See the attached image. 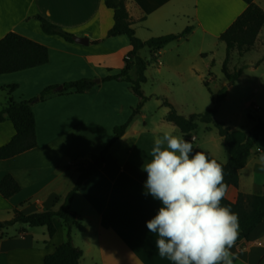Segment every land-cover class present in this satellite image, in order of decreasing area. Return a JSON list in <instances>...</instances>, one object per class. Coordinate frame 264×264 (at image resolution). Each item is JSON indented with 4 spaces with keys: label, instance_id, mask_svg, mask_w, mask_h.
<instances>
[{
    "label": "crops",
    "instance_id": "obj_1",
    "mask_svg": "<svg viewBox=\"0 0 264 264\" xmlns=\"http://www.w3.org/2000/svg\"><path fill=\"white\" fill-rule=\"evenodd\" d=\"M255 2L264 9V0ZM126 3L136 35L144 41L180 33L188 26L192 30L159 50L156 54L159 67L147 66V81L142 90L149 99L111 146L105 166L75 192L71 207L78 224L73 228V240L83 251L80 264H174L159 256L158 236L147 228V221L162 204L146 193L147 172L142 166L152 159L149 153L156 136L173 129L181 132L167 119L169 107L163 100L187 115L182 108L186 98L194 96L191 80L206 79L210 83L214 79L213 74L209 79L206 77L209 62L205 70L189 62L190 51L195 47L183 48L181 43L197 37L198 52L204 55V43L220 39V34L247 4L243 0H126ZM36 15L76 37H87L88 43L45 33ZM113 24L114 11L104 0H0V39L8 32H16L49 50L45 64L0 74V109L10 97L16 101L32 99L49 86H58L60 90L64 83L81 78L97 82L83 93L68 89L34 102L38 146L0 159V180L10 173L21 186L9 198L0 193V221L11 219L15 208L30 214L53 207L77 180L79 173L73 161L99 153L113 137L114 127L126 122L139 103L129 82L102 80L119 72L132 51L127 35L107 36ZM262 29L254 47L264 44L260 38ZM145 48L150 56L151 49L145 46L140 50L146 60ZM11 85L15 87L9 92L5 87ZM176 88H184L185 93H178ZM153 101L155 104L151 106ZM199 123L192 136L184 138L192 141L194 152L206 150L209 159L215 158L224 168L230 154L222 144V137L217 128L202 122L201 133H196ZM15 133L10 120L0 122V147ZM262 152L260 147L252 149L240 171L239 187L228 188L226 196L230 201H236L240 192L264 194V155L258 156ZM53 221L56 228L53 236H49L46 226L17 223L0 228V264H44L46 255L66 240L64 223L58 218ZM230 251L237 257L234 264H264V219L249 239L235 243Z\"/></svg>",
    "mask_w": 264,
    "mask_h": 264
},
{
    "label": "trees",
    "instance_id": "obj_2",
    "mask_svg": "<svg viewBox=\"0 0 264 264\" xmlns=\"http://www.w3.org/2000/svg\"><path fill=\"white\" fill-rule=\"evenodd\" d=\"M243 1L247 7L219 37L226 44V57L222 63V72L227 78L229 86L233 85L243 73L242 67L234 70L230 68L233 52L236 50L240 56H243L252 50L264 25V9L255 0ZM104 3L114 11V24L108 30L107 36L127 35L132 45V51L125 58V65L119 72L108 75L102 80L116 79L129 82L133 93L139 98V103L133 108L132 115L126 122L114 127L113 137L99 153H91L86 158H78L73 161L79 173L77 180L72 189L57 199L53 207L30 214H25L19 208H15L11 219L0 221V228L17 223L28 224L32 227L46 226L49 236H53L56 231L53 220L54 218L60 219L66 227V240L57 246L53 253L46 255L44 264H80L83 251L74 244L73 240V228L78 224V219L76 212L71 207L72 199L84 181L105 166L111 146L126 132L133 117L140 112L144 103L149 99L142 90L143 83L147 81L145 71L148 61L140 55V50L148 46L151 49V56L155 58L163 46L186 36L192 30V26H188L180 33L161 35L144 41L136 35L126 0H104ZM36 18L45 33L58 34L68 41H75L74 34L51 23L41 15H36ZM48 60L47 46L31 38L16 32H8L0 39V74L33 68L47 63ZM96 84L95 79L81 78L64 83L63 89L60 90L57 89L58 86L46 87L32 99L16 101L10 97L4 107L0 109V122L10 120L16 133L8 143L0 147V159L14 157L38 146L35 115L32 108L34 102L68 89L83 93ZM205 84L207 87L209 86L206 80ZM14 87L11 85L5 89L10 92ZM227 91L228 86L224 85L216 93L211 92L213 105L203 112L189 115L179 113L176 107L167 100H163V103L169 107L167 119L174 122L187 138L192 136L199 122L217 128L222 137V144L227 147L230 154L223 168L224 180L229 187H239L240 171L246 166L252 149L260 142L264 144V120L253 119L254 126L248 132L233 130L223 121L217 120L218 108L226 98ZM20 190L21 186L12 174L7 173L0 180V193L5 198L12 197ZM221 203L229 205L231 211L238 216L239 234L236 243L249 239L251 232L264 219V194L240 192L236 201H230L226 196Z\"/></svg>",
    "mask_w": 264,
    "mask_h": 264
},
{
    "label": "clouds",
    "instance_id": "obj_3",
    "mask_svg": "<svg viewBox=\"0 0 264 264\" xmlns=\"http://www.w3.org/2000/svg\"><path fill=\"white\" fill-rule=\"evenodd\" d=\"M149 155L144 187L162 206L147 228L158 236L159 256L174 264H234L239 224L221 203L229 187L222 165L206 150L194 152L175 129L156 136Z\"/></svg>",
    "mask_w": 264,
    "mask_h": 264
},
{
    "label": "rangeland",
    "instance_id": "obj_4",
    "mask_svg": "<svg viewBox=\"0 0 264 264\" xmlns=\"http://www.w3.org/2000/svg\"><path fill=\"white\" fill-rule=\"evenodd\" d=\"M261 40H264V26L260 35ZM257 44L252 50L240 56L235 50L231 57L230 68L232 70L243 68L242 76L233 84L228 85V80L222 72V63L226 57V44L220 39L212 38L204 43L205 53L202 55L198 52L200 42L197 37L189 41H183L181 47L194 48L190 51L191 55L189 62H195L205 70L206 63L209 62V71L205 72L207 79L209 75L214 76V79L207 87L205 80L202 82L197 79L191 80L190 89L193 90L194 96L186 98L183 106V111L189 115L191 113L203 112L213 105L211 92L216 93L222 86H228L226 98L220 104L216 119L223 121L226 125L234 130L248 132L254 126L253 119L264 120V44ZM191 49V50H192ZM144 57L149 62L148 68L159 67L156 58L150 56L149 49L145 48ZM160 58V56H159ZM161 59V58H160ZM165 61V60H164ZM210 72V73H209ZM207 81V80H206ZM151 82V81H150ZM150 82L147 88L150 89ZM180 87V86H179ZM178 93H185L184 88H176ZM181 97V96H179ZM155 101L151 103V106ZM185 115V114H184ZM199 123V128L196 133H201L203 127ZM263 149L258 156L262 158L264 155V144L260 142L256 147Z\"/></svg>",
    "mask_w": 264,
    "mask_h": 264
},
{
    "label": "water",
    "instance_id": "obj_5",
    "mask_svg": "<svg viewBox=\"0 0 264 264\" xmlns=\"http://www.w3.org/2000/svg\"><path fill=\"white\" fill-rule=\"evenodd\" d=\"M77 42H79V43H88V38L87 37H76V39H75Z\"/></svg>",
    "mask_w": 264,
    "mask_h": 264
}]
</instances>
